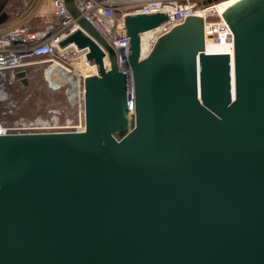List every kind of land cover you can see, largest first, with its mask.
<instances>
[{
    "label": "water",
    "instance_id": "obj_1",
    "mask_svg": "<svg viewBox=\"0 0 264 264\" xmlns=\"http://www.w3.org/2000/svg\"><path fill=\"white\" fill-rule=\"evenodd\" d=\"M219 11L231 55L186 15L140 57L167 15L124 14L130 75L76 21L84 129L0 133V264H264V0Z\"/></svg>",
    "mask_w": 264,
    "mask_h": 264
},
{
    "label": "built area",
    "instance_id": "obj_2",
    "mask_svg": "<svg viewBox=\"0 0 264 264\" xmlns=\"http://www.w3.org/2000/svg\"><path fill=\"white\" fill-rule=\"evenodd\" d=\"M203 1L206 3L203 4ZM207 1L73 0L76 9L74 16L68 11L65 0H0V118L12 113L14 107L6 102L7 88L16 79H19L21 84H27L21 78L25 67H36L42 63H50L53 69L63 75L75 77L80 104L75 118L63 117L60 110L52 107L46 114L32 118L19 117L8 124L0 121V133L83 131V80L85 76L96 75V66L89 64L86 59L88 47L78 48L73 42L65 46L59 45L66 36L80 29L76 21L81 17H85L104 41L112 46L118 69L128 75L130 69L126 57L129 43L123 26L124 14L162 12L167 15L168 20L140 33V43L143 39L148 47L142 54L140 45V57L150 51L157 37L167 33L172 26L182 23L186 15H202L205 44H224L226 51L223 53L231 55L232 33L219 10L232 0ZM35 18L39 19V26L30 29L29 24ZM83 32L89 36L84 30ZM98 45L104 54L103 66L108 69L107 52Z\"/></svg>",
    "mask_w": 264,
    "mask_h": 264
},
{
    "label": "rangeland",
    "instance_id": "obj_3",
    "mask_svg": "<svg viewBox=\"0 0 264 264\" xmlns=\"http://www.w3.org/2000/svg\"><path fill=\"white\" fill-rule=\"evenodd\" d=\"M25 67L23 78L27 84L16 79L7 88L6 102L13 105L12 113L0 118L8 124L16 118H32L47 113L52 107L60 110L62 116L75 118L80 110L79 93L73 75H63L50 63Z\"/></svg>",
    "mask_w": 264,
    "mask_h": 264
},
{
    "label": "bare ground",
    "instance_id": "obj_4",
    "mask_svg": "<svg viewBox=\"0 0 264 264\" xmlns=\"http://www.w3.org/2000/svg\"><path fill=\"white\" fill-rule=\"evenodd\" d=\"M227 4V3H226ZM225 4V5H226ZM223 6H221V8H222ZM147 45H146V43L144 42V40L142 39V41H141V53L142 54H144L146 51H147ZM205 51L207 52V53H214V52H216V53H223V52H225L226 51V46L224 45V44H214V45H212V44H209L208 42L205 44ZM2 96V95H1ZM0 129H1V127H0Z\"/></svg>",
    "mask_w": 264,
    "mask_h": 264
},
{
    "label": "trees",
    "instance_id": "obj_5",
    "mask_svg": "<svg viewBox=\"0 0 264 264\" xmlns=\"http://www.w3.org/2000/svg\"><path fill=\"white\" fill-rule=\"evenodd\" d=\"M39 23H40V21H39L38 18L33 19V20L30 22V24H29L30 29H35V28H37V27L39 26Z\"/></svg>",
    "mask_w": 264,
    "mask_h": 264
}]
</instances>
